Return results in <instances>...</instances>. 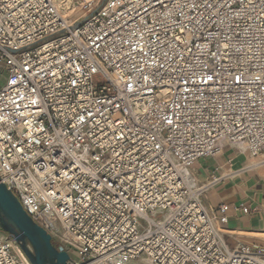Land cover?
Masks as SVG:
<instances>
[{
    "label": "built area",
    "instance_id": "built-area-1",
    "mask_svg": "<svg viewBox=\"0 0 264 264\" xmlns=\"http://www.w3.org/2000/svg\"><path fill=\"white\" fill-rule=\"evenodd\" d=\"M81 20L0 0L1 181L60 225L68 264H264L190 169L226 143L264 153V0H105ZM0 264H33L1 227Z\"/></svg>",
    "mask_w": 264,
    "mask_h": 264
},
{
    "label": "crops",
    "instance_id": "crops-1",
    "mask_svg": "<svg viewBox=\"0 0 264 264\" xmlns=\"http://www.w3.org/2000/svg\"><path fill=\"white\" fill-rule=\"evenodd\" d=\"M190 169L210 211L222 204L230 206L228 222L219 223L229 246L264 250V153L254 156L226 143L220 154L203 156Z\"/></svg>",
    "mask_w": 264,
    "mask_h": 264
},
{
    "label": "water",
    "instance_id": "water-1",
    "mask_svg": "<svg viewBox=\"0 0 264 264\" xmlns=\"http://www.w3.org/2000/svg\"><path fill=\"white\" fill-rule=\"evenodd\" d=\"M82 23L78 20L73 28ZM0 227L12 234L33 264H68L69 253L23 208L0 177Z\"/></svg>",
    "mask_w": 264,
    "mask_h": 264
},
{
    "label": "rangeland",
    "instance_id": "rangeland-1",
    "mask_svg": "<svg viewBox=\"0 0 264 264\" xmlns=\"http://www.w3.org/2000/svg\"><path fill=\"white\" fill-rule=\"evenodd\" d=\"M105 0H55L56 4L58 5L61 13L67 17L68 19L73 20L74 23H76L78 20H81L85 14L89 12V10ZM7 72L4 68V65L0 63V86L4 84L6 81ZM95 81L97 82H104L105 79L102 75H96ZM52 230L51 235L55 242L60 246V243L67 246V248L70 249V247L67 245L65 239L66 235L64 231L61 229L60 225L52 221ZM134 264H152L150 259L143 255L140 258L132 260ZM75 264L76 262H72Z\"/></svg>",
    "mask_w": 264,
    "mask_h": 264
},
{
    "label": "bare ground",
    "instance_id": "bare-ground-1",
    "mask_svg": "<svg viewBox=\"0 0 264 264\" xmlns=\"http://www.w3.org/2000/svg\"><path fill=\"white\" fill-rule=\"evenodd\" d=\"M50 226L52 227V224H51ZM64 233H65V232H64ZM65 235H66V233H65ZM130 261H131V260L125 262L124 264H128ZM78 264H82V263H78Z\"/></svg>",
    "mask_w": 264,
    "mask_h": 264
},
{
    "label": "snow or ice",
    "instance_id": "snow-or-ice-1",
    "mask_svg": "<svg viewBox=\"0 0 264 264\" xmlns=\"http://www.w3.org/2000/svg\"><path fill=\"white\" fill-rule=\"evenodd\" d=\"M211 5H209V7H210ZM193 7H196V5H193ZM209 79H211V77H209ZM237 80H239V77H237L236 78ZM169 123H171V122H169Z\"/></svg>",
    "mask_w": 264,
    "mask_h": 264
}]
</instances>
